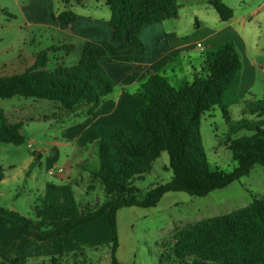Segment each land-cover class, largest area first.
Segmentation results:
<instances>
[{
    "label": "trees",
    "instance_id": "trees-1",
    "mask_svg": "<svg viewBox=\"0 0 264 264\" xmlns=\"http://www.w3.org/2000/svg\"><path fill=\"white\" fill-rule=\"evenodd\" d=\"M82 0H62L64 9L53 19L61 24L74 22L76 15L67 5H80ZM219 20L232 18V9L220 0H205ZM109 11L111 41H87L78 62L65 66L55 60L47 69L46 52L34 56L33 64L20 74L0 76V99L20 97L47 101L46 113L29 117L28 121L63 123L71 117L91 115L108 96L115 83L102 67L103 62L117 65L138 62L145 52L140 40L144 26L178 17L175 0H104ZM174 37L172 34L166 38ZM65 53L73 50L62 43ZM199 73L181 88L172 87L162 75H151L136 90L140 103L134 110V122L141 135L134 141L121 126L85 128L77 145L89 146L96 165H77L85 179L75 178L68 184H45L37 191L31 207L32 217L41 222H65L55 231L36 233L31 220L18 213L0 208L5 220L20 224L21 235L37 241L60 238L79 226L106 216L110 226V264H120L115 252L118 247L115 217L122 208H152L168 192H183L203 197L216 189L248 175L254 166L264 167V82L263 98L248 102L245 111L253 119L231 122L229 106L238 102L234 93L240 78L241 62L231 41L204 50ZM218 107L229 126L228 135L239 130L251 132L228 139L235 168L222 172L210 168L200 135L202 116ZM23 121L10 122L0 109V143L21 145ZM166 153L171 178L146 190L134 185L150 173L152 163ZM35 155V156H34ZM36 159L39 154H33ZM4 179L0 167V182ZM72 185L83 188L80 202L75 201ZM96 194L95 198L93 194ZM0 264H27L12 258ZM39 264H90L83 249L58 253ZM159 264H264V197H252L251 202L229 214L200 220L172 234L169 251L160 255Z\"/></svg>",
    "mask_w": 264,
    "mask_h": 264
},
{
    "label": "rangeland",
    "instance_id": "rangeland-1",
    "mask_svg": "<svg viewBox=\"0 0 264 264\" xmlns=\"http://www.w3.org/2000/svg\"><path fill=\"white\" fill-rule=\"evenodd\" d=\"M232 9V18L219 20L214 9L205 0H175L178 5V17L160 23V27L169 34L179 37H196L206 50L220 43L231 41L241 62L240 78L235 88L238 102L229 106L231 122L248 116L245 108L249 101L263 98L264 82V0H220ZM96 9L68 7L74 14H86L94 11L96 16H106L108 8L104 0H84ZM101 4V6H100ZM61 0H0V76L20 74L33 64L32 57L46 52L47 69H52L55 60L65 66L69 62L62 48V37L53 29V15L62 11ZM196 54H201L197 49ZM47 101H33L13 97L0 99V109L10 122L23 121L20 134L24 139L21 145L0 143V167L4 179L0 182V208L12 210L33 221L31 207L37 191L45 184H68L75 178L85 179L87 174L75 167L70 177L49 176L48 169L53 165L64 168L70 156V146L56 148V154L43 153L33 161V152L53 142L61 141L60 123L54 121H28L46 113L50 107ZM79 122L69 118L67 123ZM65 122V121H64ZM229 126L222 118L218 107L204 114L200 121V135L206 161L210 168L229 172L235 168L231 152L227 148L228 139H235L251 132L239 130L228 135ZM28 143L32 146L29 148ZM90 149V148H89ZM86 164L96 165L93 152L86 156ZM166 153L152 163L150 173L134 182L139 189L146 190L157 183H165L171 178ZM65 174V171H64ZM75 201L80 202L83 188L72 185ZM96 194H93L95 198ZM252 197H264V167L254 166L248 175L232 182L222 189H216L203 197L190 196L183 192H168L152 208L129 207L116 212L115 225L118 247L115 257L120 264H159L160 255L169 251L174 231L200 220L229 214L247 206ZM0 221L4 218L0 216ZM8 228L0 225V244L9 243L15 238L17 223L7 221ZM38 232L58 228L60 222H33ZM99 231L105 229V238L92 248L75 247L71 252L83 249L90 264H110L109 223L106 217L89 226ZM94 234V233H93ZM91 234V235H93ZM14 243V242H13ZM1 252V251H0ZM51 257H29L27 264H39ZM0 260L6 261L0 253Z\"/></svg>",
    "mask_w": 264,
    "mask_h": 264
},
{
    "label": "crops",
    "instance_id": "crops-1",
    "mask_svg": "<svg viewBox=\"0 0 264 264\" xmlns=\"http://www.w3.org/2000/svg\"><path fill=\"white\" fill-rule=\"evenodd\" d=\"M73 5L70 4L67 7H72ZM76 6L81 8L88 7L94 10L97 7L96 4L89 6L84 0L81 1L80 5ZM96 14L95 11L94 14L88 12L86 14H75L76 18L72 23L61 24L53 19V24H48L61 35L62 42L73 46V50L66 56L68 62L71 58L68 65L73 66L78 62L85 42L111 41L112 29L108 25L109 13L104 17L96 16ZM160 26L159 22H155L144 26L141 30L139 37L145 46V52L138 62L125 65L102 63L104 71L115 83L112 92L102 100L93 114L73 117L80 119V121L69 122L67 126L65 124L68 119L65 120L60 126L61 141L53 142L52 148H50L49 144L42 149L38 148L33 154H39V158L43 153L47 152L50 155H54L56 154V148L64 147L67 144L70 146L71 153L66 166L63 168L65 171L63 176L70 177L71 169L74 167L78 169L77 165L86 161V156L90 151L92 152L89 146L81 147L77 145V139L85 128L121 126L130 134L134 141L140 140L141 135L134 122V110L140 103V97L136 93L139 85L151 75H162L172 87L181 88L192 81L195 73H199L204 61L203 51L205 47L196 37L193 38L192 36V40H190L189 36L182 38L175 33H171L174 37L166 38L169 33L162 30ZM197 44H201L202 49L198 48ZM196 49L201 54H196ZM35 159L36 157H33V161ZM52 166H56V164ZM103 217L106 216L104 215L97 220ZM97 220L79 226L59 239L51 238L44 241H37L31 237L21 235V226L17 223L18 226L14 229L15 238L11 239L9 243L7 241L6 243L2 242L0 244V253L4 254L7 259L4 262H9L12 258L24 260L29 257H44L47 254L54 256L58 253L60 246L64 251H71L75 247L78 248L80 246L92 248L99 244L102 240L101 238H105L106 235L105 229L97 231V229L89 227L95 224ZM7 221H0L3 230L9 226ZM34 221L38 220L34 219L31 222V230L36 233L55 231L65 225L64 221H60L61 224L58 228L38 232L34 230Z\"/></svg>",
    "mask_w": 264,
    "mask_h": 264
},
{
    "label": "built area",
    "instance_id": "built-area-1",
    "mask_svg": "<svg viewBox=\"0 0 264 264\" xmlns=\"http://www.w3.org/2000/svg\"><path fill=\"white\" fill-rule=\"evenodd\" d=\"M197 47L202 49V45L201 44H197ZM27 146L29 148H31L32 144L31 143H28ZM47 174L49 176H63L64 175V169L62 167H59V166H52L48 169L47 171Z\"/></svg>",
    "mask_w": 264,
    "mask_h": 264
}]
</instances>
